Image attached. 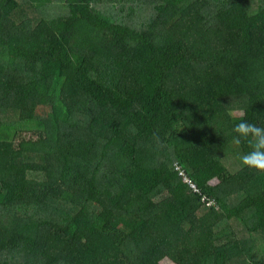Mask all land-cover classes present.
<instances>
[{"label": "trees", "instance_id": "16d2710c", "mask_svg": "<svg viewBox=\"0 0 264 264\" xmlns=\"http://www.w3.org/2000/svg\"><path fill=\"white\" fill-rule=\"evenodd\" d=\"M241 120L264 0H0V264H264Z\"/></svg>", "mask_w": 264, "mask_h": 264}, {"label": "clouds", "instance_id": "9594fccd", "mask_svg": "<svg viewBox=\"0 0 264 264\" xmlns=\"http://www.w3.org/2000/svg\"><path fill=\"white\" fill-rule=\"evenodd\" d=\"M234 132L237 134L235 143L244 141L250 148V151L240 157L242 165L264 173V126L241 120L235 125Z\"/></svg>", "mask_w": 264, "mask_h": 264}, {"label": "rangeland", "instance_id": "374dc122", "mask_svg": "<svg viewBox=\"0 0 264 264\" xmlns=\"http://www.w3.org/2000/svg\"><path fill=\"white\" fill-rule=\"evenodd\" d=\"M110 4H111V2L108 1V2L99 3L98 6L101 9H103V10H105L107 12H114V10H113V8H112V6ZM47 111H48V108H47ZM242 113H243V111H239V110L234 111V114H236V115H239V114H242ZM237 156H242V153H241V150L240 149L237 150L235 153H233L231 162L230 161H227L228 164L231 165L232 163H234V161L238 162V159H236ZM163 264H174V263L171 262V260L166 259V260L163 261Z\"/></svg>", "mask_w": 264, "mask_h": 264}, {"label": "built area", "instance_id": "2783aa9c", "mask_svg": "<svg viewBox=\"0 0 264 264\" xmlns=\"http://www.w3.org/2000/svg\"><path fill=\"white\" fill-rule=\"evenodd\" d=\"M174 168L183 177L184 181L188 182L192 188L198 189L197 184L190 176L187 175V170L185 169V166L180 163V161L174 162Z\"/></svg>", "mask_w": 264, "mask_h": 264}]
</instances>
